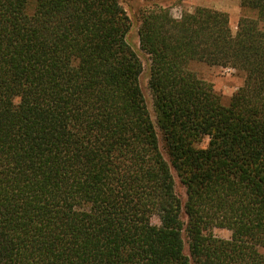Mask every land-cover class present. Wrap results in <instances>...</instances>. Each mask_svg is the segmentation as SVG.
<instances>
[{
  "label": "trees",
  "instance_id": "obj_1",
  "mask_svg": "<svg viewBox=\"0 0 264 264\" xmlns=\"http://www.w3.org/2000/svg\"><path fill=\"white\" fill-rule=\"evenodd\" d=\"M145 1L156 124L119 0H0V264H264V0L235 31ZM193 61L242 74L227 104Z\"/></svg>",
  "mask_w": 264,
  "mask_h": 264
},
{
  "label": "rangeland",
  "instance_id": "obj_2",
  "mask_svg": "<svg viewBox=\"0 0 264 264\" xmlns=\"http://www.w3.org/2000/svg\"><path fill=\"white\" fill-rule=\"evenodd\" d=\"M123 8L125 9L129 20L130 28L126 35V40L138 53L142 64L143 71L140 75V86L143 95L146 99L147 107L150 112L151 118L156 124V116L154 113L151 93L148 87V57L140 49L138 27L141 20V13L144 8L149 6V3L145 0H119ZM160 4L169 7L172 16L179 17L183 11H192L195 7L206 6L225 12L229 17V22L232 31L236 30L237 21L242 14V8L240 6V0H164ZM190 70H192L200 79L206 81L211 85L213 91L219 96L220 101L223 104L229 102L232 94L242 83V74L238 71L229 68H223L215 65H208L204 62L193 61L189 64ZM157 136L159 140L160 149L169 162L170 157L165 148L162 134L159 127L156 126ZM207 140L205 139L200 145L205 146ZM172 166V165H171ZM172 175L175 180V188L177 194L184 199L185 190L179 178L174 170L171 168ZM212 233L221 238H230V231L225 228H214ZM264 254V248L259 249ZM187 252V247H186Z\"/></svg>",
  "mask_w": 264,
  "mask_h": 264
}]
</instances>
